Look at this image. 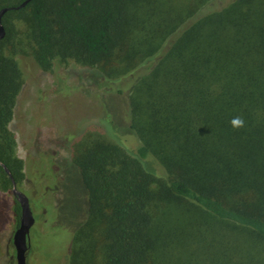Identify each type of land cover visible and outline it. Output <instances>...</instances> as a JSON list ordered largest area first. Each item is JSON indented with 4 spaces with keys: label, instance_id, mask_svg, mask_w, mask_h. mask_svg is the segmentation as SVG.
Here are the masks:
<instances>
[{
    "label": "trees",
    "instance_id": "1",
    "mask_svg": "<svg viewBox=\"0 0 264 264\" xmlns=\"http://www.w3.org/2000/svg\"><path fill=\"white\" fill-rule=\"evenodd\" d=\"M17 21L44 70L73 58L89 81L96 71L95 86L81 84L87 96L112 88L129 104L126 138L114 131L71 153L82 196L78 215L63 222L65 264H88L81 250L96 230L104 264H264V0H31L8 10L0 159L18 184L23 161L9 128L24 82ZM237 116L243 128L232 127ZM57 165L47 179L53 193L67 175ZM0 186L13 188L1 165ZM30 201L36 223H61V202L42 221ZM13 212L18 226L16 197Z\"/></svg>",
    "mask_w": 264,
    "mask_h": 264
},
{
    "label": "rangeland",
    "instance_id": "2",
    "mask_svg": "<svg viewBox=\"0 0 264 264\" xmlns=\"http://www.w3.org/2000/svg\"><path fill=\"white\" fill-rule=\"evenodd\" d=\"M15 1L5 0L10 5ZM16 25L19 33L13 40L18 49L15 56L24 82L9 128L15 136L14 155L23 161L25 174L17 185L41 205L39 215L42 221L46 208H50L54 201L61 202L62 211L61 223L55 229L43 225L46 221H35L30 231L32 252L27 256V264H65V243L70 231L63 222H68L67 214L74 212L78 215L82 196L80 174L69 160L71 153H75L74 150L83 140L89 144L101 137L107 142L115 134L126 138L121 129L125 127L124 118H129V104L125 95H117L112 88L105 93L94 90L89 96L96 98L87 96L83 85L88 80L89 87L92 83L95 86L96 71L92 73L94 77L88 76L89 81L86 78L89 73L87 66L73 58L66 64L58 62L55 70H44L32 53L27 34L30 29L19 21ZM100 99L104 105L101 108ZM114 127L118 128L119 133ZM58 159L68 176L64 175L61 181V192L53 193L54 189L48 186L47 179L52 167L54 171H59ZM54 181L57 182L58 177L55 176ZM14 198L12 188L0 186V264H17L12 239L17 227L13 212ZM92 237L93 245L89 246L86 254L85 250H81V255L87 256L88 264H104L101 249H95L96 239L99 244L102 243L100 231H93Z\"/></svg>",
    "mask_w": 264,
    "mask_h": 264
},
{
    "label": "water",
    "instance_id": "3",
    "mask_svg": "<svg viewBox=\"0 0 264 264\" xmlns=\"http://www.w3.org/2000/svg\"><path fill=\"white\" fill-rule=\"evenodd\" d=\"M29 1L31 0H24L19 5H8L0 9V40L5 36L6 33L5 26L3 23L4 14L10 9L20 8L25 6ZM0 165L5 169V171L10 176L13 184V188H12L13 194L21 206V215H20L19 224L16 227L13 236V245L16 251V261L17 264H27V253L29 250V235L31 228L35 224L36 218L33 213L29 196L22 189L18 187L9 166L2 159H0Z\"/></svg>",
    "mask_w": 264,
    "mask_h": 264
},
{
    "label": "clouds",
    "instance_id": "4",
    "mask_svg": "<svg viewBox=\"0 0 264 264\" xmlns=\"http://www.w3.org/2000/svg\"><path fill=\"white\" fill-rule=\"evenodd\" d=\"M231 125L233 128L239 129V128H243L245 126V122L241 117H234L231 120Z\"/></svg>",
    "mask_w": 264,
    "mask_h": 264
}]
</instances>
